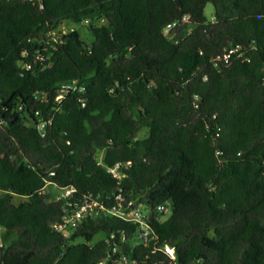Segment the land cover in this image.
Listing matches in <instances>:
<instances>
[{"label": "trees", "instance_id": "obj_1", "mask_svg": "<svg viewBox=\"0 0 264 264\" xmlns=\"http://www.w3.org/2000/svg\"><path fill=\"white\" fill-rule=\"evenodd\" d=\"M43 1L0 0V264H168L165 243L178 264H264V0ZM86 18L90 41L63 30ZM48 184L154 205L158 243L111 214L58 229Z\"/></svg>", "mask_w": 264, "mask_h": 264}, {"label": "built area", "instance_id": "obj_2", "mask_svg": "<svg viewBox=\"0 0 264 264\" xmlns=\"http://www.w3.org/2000/svg\"><path fill=\"white\" fill-rule=\"evenodd\" d=\"M32 1L39 2L40 7H44L43 0ZM89 22L90 21L88 18L84 19L83 21V23L86 24H88ZM175 28L176 22L165 27L164 32L168 35L169 38L175 39ZM63 30L66 31L68 29L64 27ZM241 47V44H234L228 47L223 53L219 54L217 56V59L229 61L234 53L240 51ZM239 54L243 55L244 53L241 52ZM26 66L30 67L31 64L27 63ZM59 97H61V95ZM107 168L113 171L115 176L121 177V174L117 170L116 166H107ZM57 187L60 191V195L58 197H64L67 200L63 220L62 222L55 224L58 229L66 230L70 226H76L83 218L88 215L99 216L111 214L118 215L127 219H135V221L138 222L137 235L140 242H143L145 245L149 244L151 241H153L155 245L158 243V236L151 225V208H148L146 204H136L134 202V199L127 200L121 191L115 194L116 201L113 204H107L104 200H101L98 195H90L86 199H74V186L71 185L66 187ZM144 206H146L147 208H143ZM157 210L161 214H170L172 206L168 202L160 203L157 205ZM159 249L162 250L169 258L168 264H178L175 245L165 243L161 245ZM118 250H120V245L114 243V253L118 252ZM153 250H155V248ZM99 264H106V260L100 261ZM115 264H138V260L132 259L131 255L124 253L116 259Z\"/></svg>", "mask_w": 264, "mask_h": 264}, {"label": "rangeland", "instance_id": "obj_3", "mask_svg": "<svg viewBox=\"0 0 264 264\" xmlns=\"http://www.w3.org/2000/svg\"><path fill=\"white\" fill-rule=\"evenodd\" d=\"M214 10H215L214 4L209 2L207 4V6H206L205 13H206V15L209 18H211V17H213ZM64 27L66 29H71V28L77 27L80 30L83 38L85 40H87V41H90L93 38V34H92L91 30L89 29L88 24H86V23H83V22H72L70 20H67V21L64 22L63 28ZM46 190L51 191L53 197H55V198H57L60 195V191H59L58 187L53 185V184H48L46 186ZM24 198H25L24 196H20L18 194L14 195V200L16 202H19L20 200H22ZM145 207L146 206H144L143 208H145ZM168 215H169V213L161 214V218L165 219ZM0 230H1L0 231V242L7 243V242H9L11 236L16 234V232L14 230L8 229V228H5V227H1ZM101 236H103V233H99L96 236V238H99ZM135 240H139V237H138L137 234L135 235Z\"/></svg>", "mask_w": 264, "mask_h": 264}, {"label": "water", "instance_id": "obj_4", "mask_svg": "<svg viewBox=\"0 0 264 264\" xmlns=\"http://www.w3.org/2000/svg\"><path fill=\"white\" fill-rule=\"evenodd\" d=\"M155 217V206L151 205V219L153 220ZM7 249V247H6ZM0 257H1V253H0ZM195 263L197 264V261H195Z\"/></svg>", "mask_w": 264, "mask_h": 264}]
</instances>
